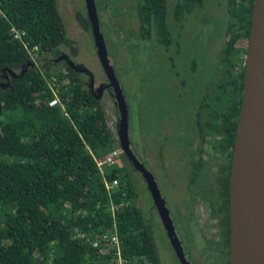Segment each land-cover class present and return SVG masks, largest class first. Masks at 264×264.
<instances>
[{
    "label": "trees",
    "instance_id": "1",
    "mask_svg": "<svg viewBox=\"0 0 264 264\" xmlns=\"http://www.w3.org/2000/svg\"><path fill=\"white\" fill-rule=\"evenodd\" d=\"M134 1L140 38L153 34L160 44H169L166 0ZM253 2L225 0L218 83L230 89L220 111L211 115L217 122L205 127L220 134L221 146L229 150L243 70L242 65L232 70L242 61L231 60L232 51L235 43L245 47ZM200 4L180 0L175 16ZM76 17L87 27L85 16ZM59 45L75 55L56 0H0V264H114L104 241L91 243L111 227L126 264H158L126 173L120 166L99 172L94 166L93 159L115 142L97 96L82 86L69 61L52 73L29 65L30 55L41 57ZM51 99L54 105L48 106ZM234 145L235 139L229 197ZM111 179L116 187L105 189L103 182ZM219 187L218 235L229 256L228 175L219 179Z\"/></svg>",
    "mask_w": 264,
    "mask_h": 264
},
{
    "label": "rangeland",
    "instance_id": "2",
    "mask_svg": "<svg viewBox=\"0 0 264 264\" xmlns=\"http://www.w3.org/2000/svg\"><path fill=\"white\" fill-rule=\"evenodd\" d=\"M95 1L98 17L101 18L100 0ZM114 1L108 0L106 3L107 9L104 13L108 17L102 27H108L109 32L121 39L125 46H123L124 48H115V43L110 37L104 38L107 54L109 58L114 59L109 63L127 106V131L132 134L131 140L137 144L135 148L138 156L136 157L152 175L162 199L167 201V198H171L172 195L169 189L171 184L165 183L163 176L158 171L154 172L145 164L147 161L145 160V117L147 119L151 117L149 121L161 117L166 105L171 113L176 109L179 110L182 100L181 95H177L178 84L182 87V92L185 93V98L188 100L192 98L191 96L196 90L211 81L212 71H215L217 67V60H221L219 52L223 46L224 27L227 19L225 0H202L198 7L192 11L184 12L182 20L179 22H173L172 18L173 6L179 0H166L167 23L173 38L165 49L150 38L146 41L140 40L136 45H134V41L128 42L127 38L131 35L134 37V21L127 15L128 0H118L117 3ZM56 5L62 18L66 37L72 40L77 48L76 55L67 56L68 61L79 69L78 76L81 84L89 87L97 96L105 126L111 131L114 124L113 101L103 90L104 78L96 63L93 46L88 42L89 34L80 29L74 18L75 10L83 12V4L81 0H56ZM128 43L129 47H127ZM238 44L239 50L234 53L233 57H239L245 50L244 43ZM65 51V47L59 45L50 54H44L41 57L30 55V66L39 71L45 69L48 73L57 71L60 68L61 59H65L60 55ZM192 63L195 64V69L190 71L189 66ZM179 78L182 80L181 83L177 81ZM135 131L139 132L141 136L138 137ZM163 158L165 164L172 163L171 149L167 148L164 151ZM122 164V159L116 157L112 166H122ZM125 169L128 172L130 183L132 182L133 204L145 219L147 198L143 183L129 168ZM166 201L164 203L168 207ZM154 223L156 226L150 228V238L154 245L158 264H177L163 240L162 231L156 218ZM204 235L209 240L206 232ZM192 240H194V245L200 242L199 239L198 243L194 238ZM182 245L185 257L191 264H194L193 257L197 258L198 256L195 247L190 248L191 257L183 242ZM206 245L209 246L208 243ZM209 250L212 248L209 247ZM209 250L208 252H211Z\"/></svg>",
    "mask_w": 264,
    "mask_h": 264
},
{
    "label": "flooded vegetation",
    "instance_id": "3",
    "mask_svg": "<svg viewBox=\"0 0 264 264\" xmlns=\"http://www.w3.org/2000/svg\"><path fill=\"white\" fill-rule=\"evenodd\" d=\"M117 1L118 0H115L114 2L117 3ZM81 2L83 4V12L75 10L74 18L76 23L79 25L80 29L89 34L88 42L91 46H93V50L95 53V47L93 45L90 23L86 16L84 0H81ZM107 2L108 0L99 1V6L102 11V16L100 18V16L98 17V8L96 6V1L94 0L98 30L103 39L104 45H105L104 38L108 36L115 43L114 44L115 48H119V47L124 48L125 46L123 45V41L121 39H118L117 36L111 34L109 32L108 27L107 28L102 27L103 22H105L106 18L108 17V15L104 13V11L107 9V4H106ZM178 2H180V0L175 2L173 6V11H172L173 22L176 21L179 22L182 20V18L180 19L177 18L174 13L175 5ZM128 5H129V10L127 11V15H129V17L132 18L134 21V30H133L134 37H131L132 36L131 35L129 38H127V40H129L128 42L134 41L135 42L134 45H136L139 44L140 40L146 41V39L140 38L141 35L138 30L137 20L135 16V1L128 0ZM196 7L198 6L193 7L190 11H192ZM122 14L124 15V12ZM77 15L86 17L88 22L87 27H83L79 23L76 17ZM167 17H168V10L166 7V25L168 27L170 34L169 44L167 45L160 44L158 41H156L153 34H151L149 37L153 42L161 45L164 49L167 48L168 45H170L173 38L171 30L169 29L167 23ZM71 45L75 46L77 52L76 44H74L72 40H71ZM63 46L65 47L66 53L64 52L62 55H60L61 57L65 58V59H61L60 64L62 62L68 61L67 56L68 57L74 56L71 54L70 49L66 45ZM127 47H129V43ZM222 47L219 52V58H221ZM245 47H246V41H245ZM238 50H239L238 44L235 43V49L232 51L231 60L234 61L236 59L242 58V61L240 62L238 61L236 65H234L232 69L234 72L236 71L239 65H242L243 68L245 50L243 54L240 55L239 57H233L235 56L234 53H237ZM95 56H96L95 58L96 63L99 66L97 60L98 57L96 53ZM106 57H107V65L109 66V68L113 73L109 61L111 60L114 61V59L109 58V55L107 54V50H106ZM73 67L77 70L78 73L79 69H77L74 65ZM189 69L190 71H193V69H195V64L192 63L189 66ZM219 69L222 71L220 59L217 60V67L215 71H212L213 77H211V81H209L207 84H204L202 87L196 90L194 94L191 96L192 98H189L188 100L185 98L186 97L185 93L182 92V87L179 84L177 85L179 89L177 91V95L180 94L182 100L181 108L179 110L176 109L175 112L171 113V111L166 105L164 109V114H162L161 117H157L155 119H152L151 121H149L151 117L148 119L145 117V132H144L145 143H146L145 160H147L145 161V164L150 169L154 170V172L158 171L160 175L163 176L165 183L168 182L171 184L169 189L172 195L171 198H167V201L165 199H162L155 185L152 175L146 168L143 167L139 159L136 157L138 156L135 148L137 144H135L131 140L132 134H130L129 131H127V121H128L127 110H126L127 106L125 104L122 93L118 86L117 79L113 73V76L116 80L117 87L122 96L126 110L125 138H126L127 148L129 149L131 155L136 159V161L139 164H141V166L149 173L152 182L154 184V187L157 191L158 197L162 201L163 208L172 227V232L175 236V239L178 241L179 246L182 249V254L184 259L189 264H191V262L188 261L187 257H185L184 255L182 242L185 245V247L188 248V249L186 248V250H188L190 256L192 254L190 248H192L193 246L195 247L198 256L197 258L193 257L194 264H229L228 251L226 252L223 240L218 235V231L220 228L218 221L220 220L221 217V212L218 209L219 207L218 204L221 201L219 195L220 192L219 179H222L225 175L227 179L230 158H231L230 156L231 150H229L228 147L221 146L220 140L222 138L220 134H217L212 129L205 127L206 123L217 122L216 119L211 118L212 117L211 115L214 114V111L216 112L220 111V109L222 108L225 102L227 93L230 89L227 85H222V84L219 85L218 82L222 77L221 71H218ZM100 71L104 78L103 90L107 92L108 95L112 98L113 106H114L113 129H111V131L108 130L115 141L112 147L118 149V153L116 157L117 159L119 158L122 159L123 164L122 166H120L122 171L125 172L128 177V172L126 171L125 168H129L132 172L135 173L136 176H138V178L143 183V187L145 189V195L147 198V205L145 208V219H143L145 230L150 237V231H151L150 228L156 226L154 223V219L156 218V220L158 221V225L162 231L163 240L165 241L166 245L171 251L176 263L181 264L180 260L178 259V257L174 252L172 244L168 240V237L165 233V228L161 224L155 206L153 205V201L146 188V185L144 184L138 171L133 168L131 162L119 149V144L117 141L118 113L116 110V104L113 99L111 88L107 84V80L101 68ZM242 75H243V70H242ZM177 81L178 83L182 82L180 78L177 79ZM241 82H242V78H241ZM221 86H223V88H221ZM84 87L90 89L87 86ZM92 93L94 94V92ZM239 97H240V91H239ZM135 134H137L138 137L141 136L139 132H136ZM167 148L171 149L172 151L173 161L170 165L165 164L163 158L164 151ZM130 184L132 186V182ZM164 200L167 202L168 207L164 203L165 202ZM205 232L208 234L209 240L204 235ZM193 238L197 240V243H198V239L200 240V242L194 245L195 243L194 240H192ZM206 243H208L209 246L206 245ZM209 247L212 248V250H209ZM208 250L211 252H208Z\"/></svg>",
    "mask_w": 264,
    "mask_h": 264
},
{
    "label": "water",
    "instance_id": "4",
    "mask_svg": "<svg viewBox=\"0 0 264 264\" xmlns=\"http://www.w3.org/2000/svg\"><path fill=\"white\" fill-rule=\"evenodd\" d=\"M87 19L90 23L91 34L98 63L105 75L107 84L111 88L113 99L118 113L117 141L119 149L131 162L134 169L140 174L150 197L155 206L162 226L168 240L173 246L174 252L181 264H189L183 257L182 249L172 232V227L166 216L161 199L158 197L149 173L131 155L127 148L125 138V116L126 110L122 96L117 87L116 80L107 65L106 49L103 39L98 30L94 0H84ZM30 65V64H29ZM264 85V0H254L249 17L248 34L243 61V75L240 85V97L236 122L234 128V139L238 123L242 120L245 129L249 131L257 145L256 162L259 165L260 185L258 188L260 200L258 203V216L255 224L247 227L248 255L251 264H264L262 250H264V118L260 115L261 107L258 103V94ZM245 123V124H244ZM231 149V152H232ZM230 169V166H229ZM228 202H229V173H228ZM229 226V210H228Z\"/></svg>",
    "mask_w": 264,
    "mask_h": 264
},
{
    "label": "bare ground",
    "instance_id": "5",
    "mask_svg": "<svg viewBox=\"0 0 264 264\" xmlns=\"http://www.w3.org/2000/svg\"><path fill=\"white\" fill-rule=\"evenodd\" d=\"M264 118V85L258 94ZM245 124V123H244ZM257 145L242 120L238 123L230 174V264H251L248 253L247 227L258 216L259 165L255 156ZM264 262V250H262Z\"/></svg>",
    "mask_w": 264,
    "mask_h": 264
},
{
    "label": "built area",
    "instance_id": "6",
    "mask_svg": "<svg viewBox=\"0 0 264 264\" xmlns=\"http://www.w3.org/2000/svg\"><path fill=\"white\" fill-rule=\"evenodd\" d=\"M55 100L51 99L47 101L48 106L54 105ZM118 153L117 148H111L106 153L101 155L98 158L93 159V163L97 172L100 171V168L104 166H112L113 161ZM103 186L105 189L115 188L116 187V179H111L109 181L103 182ZM98 241H104L107 246L112 250V254L114 255V264H126L127 260L122 258L119 252V242L116 239V235L114 233V229L111 227L110 231H104L99 234L96 239L92 240V245H96Z\"/></svg>",
    "mask_w": 264,
    "mask_h": 264
}]
</instances>
